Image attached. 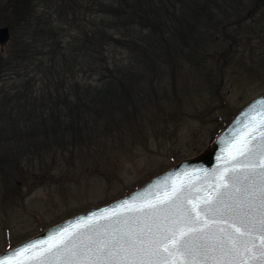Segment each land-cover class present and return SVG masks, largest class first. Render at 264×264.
Wrapping results in <instances>:
<instances>
[{
  "label": "trees",
  "instance_id": "trees-1",
  "mask_svg": "<svg viewBox=\"0 0 264 264\" xmlns=\"http://www.w3.org/2000/svg\"><path fill=\"white\" fill-rule=\"evenodd\" d=\"M0 15L11 33L0 53V179L14 187L124 123L141 134L157 74L173 85L184 63L205 74L224 59L215 37L264 16V0H5Z\"/></svg>",
  "mask_w": 264,
  "mask_h": 264
},
{
  "label": "rangeland",
  "instance_id": "rangeland-1",
  "mask_svg": "<svg viewBox=\"0 0 264 264\" xmlns=\"http://www.w3.org/2000/svg\"><path fill=\"white\" fill-rule=\"evenodd\" d=\"M4 2L0 0V8ZM3 15L0 28L7 27ZM10 34L9 30L0 53L7 50ZM215 38L211 51H224V59H209L205 74L187 69L186 63L175 74L174 85L164 72L157 74L152 91H146L150 105L142 111L148 118L138 121L143 123L141 134L127 130L133 120L112 137L102 136L90 151L62 157L57 165L46 163L41 171L36 166L23 185L13 187L2 177L0 252L9 242L18 244L73 214L123 197L179 161L198 155L241 108L264 94V16L245 21L224 43ZM125 56L115 51L117 61ZM165 91L170 95L167 100Z\"/></svg>",
  "mask_w": 264,
  "mask_h": 264
},
{
  "label": "snow or ice",
  "instance_id": "snow-or-ice-1",
  "mask_svg": "<svg viewBox=\"0 0 264 264\" xmlns=\"http://www.w3.org/2000/svg\"><path fill=\"white\" fill-rule=\"evenodd\" d=\"M120 207L58 230L43 246L10 250L0 264H255L264 257V106L199 186L174 181Z\"/></svg>",
  "mask_w": 264,
  "mask_h": 264
},
{
  "label": "water",
  "instance_id": "water-1",
  "mask_svg": "<svg viewBox=\"0 0 264 264\" xmlns=\"http://www.w3.org/2000/svg\"><path fill=\"white\" fill-rule=\"evenodd\" d=\"M8 38V28L1 27L0 45L4 44ZM262 106H264V94L256 97L243 107L229 125L198 155L179 161L172 168L154 176L144 185L126 196L102 206L91 207L83 213L67 218L62 222L47 228L40 234L23 241L15 247L0 252V255H4L10 250H14L24 244L36 243L37 247L43 246L44 242L48 241L50 236L56 234L60 229L72 230L78 225L85 223L88 217L98 219L113 212H122L123 207L120 206L124 205L125 201L132 203L134 200L139 201L141 199L150 198L163 187L171 186L174 181L179 182L190 180L193 184L199 186L200 182L205 180L206 174H210L216 169L223 167L227 142L245 129V125H247L248 119L251 118L254 110H259ZM256 138L259 139L260 137L257 136ZM256 244L259 246L260 241L257 240ZM255 264H264V257L257 255L255 257Z\"/></svg>",
  "mask_w": 264,
  "mask_h": 264
}]
</instances>
